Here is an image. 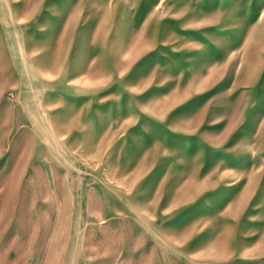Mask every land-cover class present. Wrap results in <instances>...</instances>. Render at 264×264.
<instances>
[{
    "label": "rangeland",
    "instance_id": "rangeland-1",
    "mask_svg": "<svg viewBox=\"0 0 264 264\" xmlns=\"http://www.w3.org/2000/svg\"><path fill=\"white\" fill-rule=\"evenodd\" d=\"M0 264H264V0H0Z\"/></svg>",
    "mask_w": 264,
    "mask_h": 264
}]
</instances>
